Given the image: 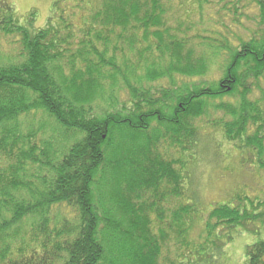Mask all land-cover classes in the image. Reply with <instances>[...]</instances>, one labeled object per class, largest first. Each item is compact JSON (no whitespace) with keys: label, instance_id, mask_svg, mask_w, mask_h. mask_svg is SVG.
I'll use <instances>...</instances> for the list:
<instances>
[{"label":"trees","instance_id":"obj_1","mask_svg":"<svg viewBox=\"0 0 264 264\" xmlns=\"http://www.w3.org/2000/svg\"><path fill=\"white\" fill-rule=\"evenodd\" d=\"M83 13L79 28L52 16L35 28L0 0V264H214L264 203L213 204L192 241L202 210L175 153L197 156L194 122L212 107L231 118L215 125L225 140L264 169L263 99L249 98L264 78V0H90ZM206 16L210 37L188 35ZM220 56L221 79L204 85ZM246 256L264 264V242Z\"/></svg>","mask_w":264,"mask_h":264},{"label":"rangeland","instance_id":"obj_2","mask_svg":"<svg viewBox=\"0 0 264 264\" xmlns=\"http://www.w3.org/2000/svg\"><path fill=\"white\" fill-rule=\"evenodd\" d=\"M56 1L58 0H11L19 17L27 18L32 13L35 15V28H44L51 16L58 19L61 17L63 26L67 25L71 29L79 28L81 25L80 16H85L83 11L90 0H63L60 4L61 11L59 10L53 14L52 10H54L53 6ZM250 12H254V10H250ZM180 16L183 20H186V17ZM197 19L194 22L193 20L188 21L193 22L188 35H195L199 30L201 33L198 35L203 38L210 37V34H205L207 31L205 29L212 25L209 17L204 18L202 21L204 24L199 19L197 21ZM172 25L174 26V22H172ZM245 25L249 29L255 28L254 23L245 22ZM233 31L236 35H240L242 39H249L247 31L242 28H233ZM14 40L16 39L14 38ZM235 44L238 43L235 42ZM190 47L195 50L196 57L205 54L204 50L206 48L201 42H194ZM18 51L16 45H12L7 49L9 55L11 54L10 56L15 55ZM208 62L210 70L208 75L203 78L202 83L204 85L221 79L225 70L222 67L225 66L226 68L228 66L229 58L220 56L217 59L212 58ZM168 86L169 81L166 79L150 83L146 87L158 90L167 89ZM119 89L120 91L116 92L119 104L128 103L130 99L128 90L123 89L122 86ZM261 91L264 93V78L261 79L259 87L252 88V93L249 95L251 100L263 99L262 108H264V98L261 96ZM221 102L237 106L238 99L224 96L217 101L218 104ZM208 110L205 116L194 122L198 128V138L200 140V146L197 147V156L192 154L189 157L191 152L186 155L175 153V159H182L186 163L183 175L187 181L190 179L188 187L193 188L196 203L202 210L198 209L202 221L199 217V219L197 218L192 233L191 240L195 242L200 239L199 236L205 228L213 204L214 207L216 203L232 202L235 198V205L238 206V197H247L254 202L255 206L258 203H264V169L258 168L251 154L242 152L245 150L241 149L242 151H240L234 144L227 142L224 138L223 129L215 126L217 122H227L231 118L226 116L224 112L215 111L212 107ZM262 160L264 161V158ZM248 206L249 204L246 207ZM233 235V241L225 247L224 256L218 257L214 264H246L247 247L259 241L264 242V217L259 218L257 221H251L246 231L241 228L234 231ZM203 236H206V234L204 233Z\"/></svg>","mask_w":264,"mask_h":264}]
</instances>
